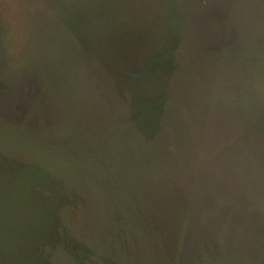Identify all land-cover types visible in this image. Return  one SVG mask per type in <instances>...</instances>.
Wrapping results in <instances>:
<instances>
[{"label": "rangeland", "instance_id": "obj_1", "mask_svg": "<svg viewBox=\"0 0 264 264\" xmlns=\"http://www.w3.org/2000/svg\"><path fill=\"white\" fill-rule=\"evenodd\" d=\"M0 264H264V0H0Z\"/></svg>", "mask_w": 264, "mask_h": 264}, {"label": "trees", "instance_id": "obj_2", "mask_svg": "<svg viewBox=\"0 0 264 264\" xmlns=\"http://www.w3.org/2000/svg\"><path fill=\"white\" fill-rule=\"evenodd\" d=\"M104 52L102 51V54H101V56L102 57H105V55H107V56H109V52H106V53H104ZM125 70V69H124ZM123 74H125L126 73V71H124V72H122ZM151 76H152V74L151 75H148L147 73H143V74H141V75H139L138 76V74L135 76V78H136V82H137V84L141 87V82L142 83H144V82H146L148 79H150L151 78ZM149 105V104H148ZM151 105L149 106V108H148V110H150L151 109Z\"/></svg>", "mask_w": 264, "mask_h": 264}]
</instances>
